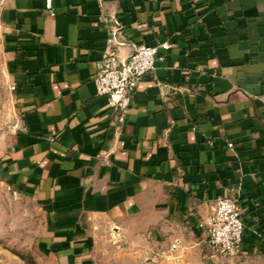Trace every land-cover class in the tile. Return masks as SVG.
<instances>
[{"label": "crops", "instance_id": "1", "mask_svg": "<svg viewBox=\"0 0 264 264\" xmlns=\"http://www.w3.org/2000/svg\"><path fill=\"white\" fill-rule=\"evenodd\" d=\"M52 5L0 0V183L40 209L46 252L93 264L105 227L127 255L179 253L205 242L200 221L223 196L245 224L236 258L264 264V0ZM163 42L119 128L98 60L109 44L126 59Z\"/></svg>", "mask_w": 264, "mask_h": 264}, {"label": "rangeland", "instance_id": "2", "mask_svg": "<svg viewBox=\"0 0 264 264\" xmlns=\"http://www.w3.org/2000/svg\"><path fill=\"white\" fill-rule=\"evenodd\" d=\"M0 119H6L1 111ZM0 125V130L8 127L7 122ZM101 232L90 253L93 264H250L235 255H215L206 242L181 248L179 253H171V245H163L167 254L160 259L156 244H136L131 250L133 255H127L124 241L114 238L105 227ZM43 234L44 219L37 205L0 183V264H60L53 254L46 252L41 242Z\"/></svg>", "mask_w": 264, "mask_h": 264}, {"label": "built area", "instance_id": "3", "mask_svg": "<svg viewBox=\"0 0 264 264\" xmlns=\"http://www.w3.org/2000/svg\"><path fill=\"white\" fill-rule=\"evenodd\" d=\"M51 16L55 15L52 0H46ZM168 42L158 45L141 43L126 59L121 58L118 49L110 44L105 48L97 62L94 82L98 95L108 99L110 108L116 112L117 124L121 128L133 104L139 81L157 68L165 59ZM234 143L230 142L229 147ZM17 195L18 192L14 191ZM199 227L205 234V242L215 255L233 256L243 241L245 224L237 202L219 196L209 204L207 216L200 221Z\"/></svg>", "mask_w": 264, "mask_h": 264}]
</instances>
